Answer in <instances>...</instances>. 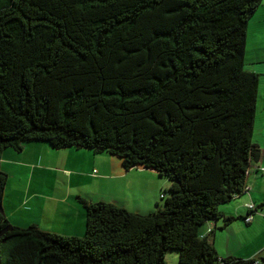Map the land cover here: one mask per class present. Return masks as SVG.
Listing matches in <instances>:
<instances>
[{
    "label": "trees",
    "instance_id": "trees-1",
    "mask_svg": "<svg viewBox=\"0 0 264 264\" xmlns=\"http://www.w3.org/2000/svg\"><path fill=\"white\" fill-rule=\"evenodd\" d=\"M262 1L0 0V159L30 142L81 148L170 185L146 215L79 199L80 238L0 213V264H166L169 251L178 264H264L219 258L203 230L252 220L221 208L260 158L244 53ZM6 184L0 169V206Z\"/></svg>",
    "mask_w": 264,
    "mask_h": 264
},
{
    "label": "crops",
    "instance_id": "crops-1",
    "mask_svg": "<svg viewBox=\"0 0 264 264\" xmlns=\"http://www.w3.org/2000/svg\"><path fill=\"white\" fill-rule=\"evenodd\" d=\"M244 62L248 72L259 76L253 143L260 158L250 167L247 190L221 211L237 218L251 215L252 220L245 224L237 219L221 232L217 229L222 224L217 222L203 230L215 229L212 240L219 258L246 260L264 254V0L248 23ZM0 169L7 175L1 207L9 224L34 226L66 237L84 235L85 213L79 199L144 214L145 205H154L152 210L161 205L170 186L152 170H125L121 160L106 153L81 148L54 150L38 142L27 143L18 152L4 150Z\"/></svg>",
    "mask_w": 264,
    "mask_h": 264
},
{
    "label": "rangeland",
    "instance_id": "rangeland-1",
    "mask_svg": "<svg viewBox=\"0 0 264 264\" xmlns=\"http://www.w3.org/2000/svg\"><path fill=\"white\" fill-rule=\"evenodd\" d=\"M260 106V105H259ZM255 139V138H254ZM162 180V179H161ZM163 180L164 181H162V182H165V183H167L168 181L167 180H165L164 178H163ZM161 191H163V190H161ZM160 191V192H161ZM166 192V191H165ZM164 192V193H165ZM167 194V193H166ZM162 200H161V202H160V204L162 205ZM227 205V204H226ZM225 206V205H224ZM154 208V205H151V207H149V206H146L145 205V211L143 210V213L146 215V214H149V213H151L152 211H154V210H152ZM156 210V209H155ZM217 223H219V224H222L223 222L221 221V220H219V221H217ZM221 230L222 229H217V232H221ZM165 262H166V264H178V253L176 252V251H169L167 254H166V257H165Z\"/></svg>",
    "mask_w": 264,
    "mask_h": 264
},
{
    "label": "water",
    "instance_id": "water-1",
    "mask_svg": "<svg viewBox=\"0 0 264 264\" xmlns=\"http://www.w3.org/2000/svg\"><path fill=\"white\" fill-rule=\"evenodd\" d=\"M0 213L3 214V209L2 207L0 206ZM5 231H11V226L8 227Z\"/></svg>",
    "mask_w": 264,
    "mask_h": 264
},
{
    "label": "built area",
    "instance_id": "built-area-1",
    "mask_svg": "<svg viewBox=\"0 0 264 264\" xmlns=\"http://www.w3.org/2000/svg\"><path fill=\"white\" fill-rule=\"evenodd\" d=\"M251 207H252L251 205L248 206V208H251ZM245 221H246V222H250V221H251V218L249 217V218H247Z\"/></svg>",
    "mask_w": 264,
    "mask_h": 264
}]
</instances>
